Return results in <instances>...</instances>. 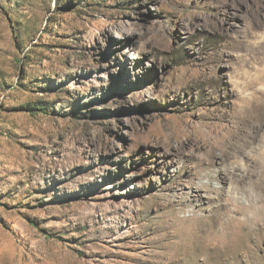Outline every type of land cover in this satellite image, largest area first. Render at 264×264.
<instances>
[{"label": "rangeland", "instance_id": "1", "mask_svg": "<svg viewBox=\"0 0 264 264\" xmlns=\"http://www.w3.org/2000/svg\"><path fill=\"white\" fill-rule=\"evenodd\" d=\"M0 264H264V0H0Z\"/></svg>", "mask_w": 264, "mask_h": 264}, {"label": "bare ground", "instance_id": "2", "mask_svg": "<svg viewBox=\"0 0 264 264\" xmlns=\"http://www.w3.org/2000/svg\"><path fill=\"white\" fill-rule=\"evenodd\" d=\"M245 111V110H244ZM228 113V112H227ZM227 113H225L224 114V116H226L227 115ZM233 116V115H232ZM245 118H246V114H245V112H242V114H241V116L239 117L238 116V118H237V121H238V127H239V134L241 135V134H243V130L242 129H240V125H241V123H243L244 121H245ZM222 124V123H221ZM223 127V126H222ZM199 131V130H198ZM185 132H186V129H184L183 127H181L179 130H178V135H179V137H181V134H185ZM223 132H224V130H223ZM213 133L216 135V132H214V130L212 129V127H210L209 129H208V131H205V135L204 134H202V135H204V137H205V139L203 140V144L202 145H198V148L199 149H203V148H205V147H209L208 148V150L205 152V154H204V156L206 157L205 158V160L208 158V159H216L217 157H216V154H215V150H216V146H215V144H214V142H212V138H213ZM229 133V132H228ZM204 137H202V138H204ZM224 137H225V139H224V141L225 142H227V134H226V132H224ZM187 139V138H186ZM238 141V140H237ZM216 143V142H215ZM221 144V143H220ZM185 148V147H184ZM187 151V150H186ZM191 157L189 156V158H188V160L190 159ZM204 158V157H203ZM204 161V160H203ZM218 177H220L221 179H225V177H224V175L223 174H219V176ZM214 179H216V177L214 176V175H211V177L209 178V180H210V182H212V181H214ZM209 182L208 183H205V182H202V186H209ZM214 213H216V212H214ZM221 213V212H220ZM220 213H216V214H210V215H208V216H206V218H205V221H206V223H205V228H203V231L204 232H207V233H209L210 232V234L211 235H213V236H217L218 234H219V230H216L217 228H216V221L217 220H219V218H223L222 220L224 221V218L225 217H223V216H221V214ZM225 213V212H224ZM217 224H220V229H223V225L225 224L224 222H219V223H217ZM203 226V227H204ZM207 245V244H206ZM205 245V246H206ZM207 246H209V245H207ZM210 248V247H209ZM206 249V248H205Z\"/></svg>", "mask_w": 264, "mask_h": 264}]
</instances>
